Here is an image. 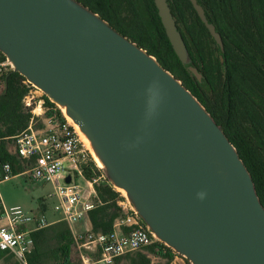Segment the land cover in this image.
Wrapping results in <instances>:
<instances>
[{
    "label": "water",
    "instance_id": "95a60500",
    "mask_svg": "<svg viewBox=\"0 0 264 264\" xmlns=\"http://www.w3.org/2000/svg\"><path fill=\"white\" fill-rule=\"evenodd\" d=\"M189 1L223 54L215 26ZM154 4L178 60L206 88L167 0ZM0 53L78 127L157 242L190 264H264V207L248 169L154 56L77 0H0Z\"/></svg>",
    "mask_w": 264,
    "mask_h": 264
},
{
    "label": "trees",
    "instance_id": "16d2710c",
    "mask_svg": "<svg viewBox=\"0 0 264 264\" xmlns=\"http://www.w3.org/2000/svg\"><path fill=\"white\" fill-rule=\"evenodd\" d=\"M138 47L154 56L159 64L180 80L220 125L248 169L264 207V0H197L207 20L220 34L222 54L189 0H167L193 64L204 75V88L191 77L175 55L158 16L154 0H77ZM220 57L223 62L221 63ZM0 61H5L0 53ZM24 78L10 71L0 91V160L10 162L14 175L22 170L5 143L28 127L31 115L23 110ZM46 105L60 110L45 97ZM49 112L48 115H50ZM86 180L94 184V209L88 212L90 231L109 234L122 216L117 205L120 194L103 178L91 160L83 167ZM42 212L45 205L41 204ZM33 249L28 264H76L71 259L74 240L69 226L57 222L31 233ZM117 258L130 264H152L147 254L170 264L175 254L154 242L145 249ZM12 261V262H10ZM1 264H18L0 251ZM185 264H190L185 260Z\"/></svg>",
    "mask_w": 264,
    "mask_h": 264
},
{
    "label": "built area",
    "instance_id": "2783aa9c",
    "mask_svg": "<svg viewBox=\"0 0 264 264\" xmlns=\"http://www.w3.org/2000/svg\"><path fill=\"white\" fill-rule=\"evenodd\" d=\"M10 71L8 63L0 61V91L5 87ZM24 85L21 104L31 118L28 127L11 138L14 155L22 166L20 175L54 186L51 196L57 199L54 206L57 219L49 221L43 213L33 216L20 207L6 209L0 202V251L11 254L18 264H28L27 256L33 249L31 233L57 222L69 226L74 246L81 252L84 264H115L117 258L145 250L157 242L121 195L117 205L121 208L122 216L114 222L111 233L74 230L77 224L86 219L88 212L94 209L93 186L100 178L85 181L92 195L90 199H85L83 188L75 179H85L83 167L91 161L88 148L67 118L63 115L59 117L54 109L46 105L45 96L40 90L26 81ZM49 112L52 113L48 115ZM37 124L39 127H36ZM14 176L11 163L0 160V183ZM67 176L70 177L69 183L66 182ZM117 227L126 230L122 232L116 230ZM88 250L97 255L95 260L84 254ZM183 260L180 255H175L171 264H183Z\"/></svg>",
    "mask_w": 264,
    "mask_h": 264
},
{
    "label": "rangeland",
    "instance_id": "374dc122",
    "mask_svg": "<svg viewBox=\"0 0 264 264\" xmlns=\"http://www.w3.org/2000/svg\"><path fill=\"white\" fill-rule=\"evenodd\" d=\"M36 127H39V124H37ZM5 144L9 150H14L12 140ZM91 155V160L95 163L94 156L92 153ZM75 180L83 188L82 192L84 198L90 199L92 195L86 185V179L83 180L82 178H77ZM53 193L54 186L51 183L34 181L31 180L27 175H16L12 179L0 183V202L4 208L9 209L11 207H20L25 213L31 214L33 216H38L43 213L49 221L57 219V215L54 211V206L57 204V199L51 196ZM118 193L121 195L120 191ZM41 204L45 205L44 212H42ZM138 252L143 254L147 253L146 250H141ZM135 253H131V255L133 256ZM84 254L93 260L97 258V255L92 250H88L84 252ZM147 256L150 258L152 264L165 263V260L162 258L155 257L151 254H147ZM71 259L76 264H84L81 259V252H79L75 246L72 249ZM118 264H130V261L127 258H123L118 262ZM183 264H185V259L183 260Z\"/></svg>",
    "mask_w": 264,
    "mask_h": 264
},
{
    "label": "crops",
    "instance_id": "0c3cea01",
    "mask_svg": "<svg viewBox=\"0 0 264 264\" xmlns=\"http://www.w3.org/2000/svg\"><path fill=\"white\" fill-rule=\"evenodd\" d=\"M7 153H9V154H11V155H13L15 157L14 150L11 151V150H9L7 148ZM15 159H16V157H15ZM16 161H17V159H16ZM19 166H20V168L22 167L20 163H19ZM17 175H20V174H17ZM74 230L79 231V232H84V231L90 230V224H89L88 219H84L82 222H80L79 224H77L75 226ZM116 230H121L122 232H125L126 229L124 227H117Z\"/></svg>",
    "mask_w": 264,
    "mask_h": 264
},
{
    "label": "bare ground",
    "instance_id": "6f19581e",
    "mask_svg": "<svg viewBox=\"0 0 264 264\" xmlns=\"http://www.w3.org/2000/svg\"><path fill=\"white\" fill-rule=\"evenodd\" d=\"M67 118V120L71 123V125L75 128V130L77 131V133L79 134V136H80V138H81V140L83 141V143L85 144V146L88 148V150H89V152H90V154L92 153V151H91V149H90V145H89V143H88V141L86 140V138L79 132V130H78V127L68 118V117H66ZM93 154V153H92ZM93 156H94V154H93ZM91 157H92V155H91ZM94 161L96 162V164L98 165V166H100V164L98 163V160L96 159V157L94 156ZM120 192H121V194L122 195H125V193L123 192V191H121V190H119Z\"/></svg>",
    "mask_w": 264,
    "mask_h": 264
}]
</instances>
